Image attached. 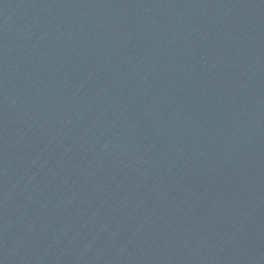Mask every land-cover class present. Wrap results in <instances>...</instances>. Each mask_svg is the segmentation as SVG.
Here are the masks:
<instances>
[{"label":"water","instance_id":"1","mask_svg":"<svg viewBox=\"0 0 264 264\" xmlns=\"http://www.w3.org/2000/svg\"><path fill=\"white\" fill-rule=\"evenodd\" d=\"M0 264H264V0H0Z\"/></svg>","mask_w":264,"mask_h":264}]
</instances>
